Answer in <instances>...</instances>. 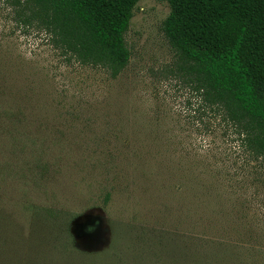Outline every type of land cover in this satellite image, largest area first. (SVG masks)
<instances>
[{
  "label": "rangeland",
  "instance_id": "374dc122",
  "mask_svg": "<svg viewBox=\"0 0 264 264\" xmlns=\"http://www.w3.org/2000/svg\"><path fill=\"white\" fill-rule=\"evenodd\" d=\"M169 12L164 0L137 2L130 59L112 75L0 0V264H65V253L72 264H264L261 185L230 123L180 68L162 31ZM200 184L221 196L201 206ZM212 241L239 246L227 259Z\"/></svg>",
  "mask_w": 264,
  "mask_h": 264
},
{
  "label": "trees",
  "instance_id": "16d2710c",
  "mask_svg": "<svg viewBox=\"0 0 264 264\" xmlns=\"http://www.w3.org/2000/svg\"><path fill=\"white\" fill-rule=\"evenodd\" d=\"M138 1L5 0L15 20L38 27L56 48L79 63L105 68L112 75H117L130 59L125 33ZM164 1L170 12L162 22V31L180 68L196 81L202 100L219 109L237 134L239 146L248 156L246 172L251 175V182L261 185L264 215V0ZM13 115L10 110L4 118L13 121ZM7 135L16 141L13 133ZM20 150L25 154L24 145ZM196 189L195 198L201 206H208V200L221 196L218 193L214 197L213 190L202 184ZM222 199L226 201L225 197ZM233 207L231 203L229 212ZM23 208L34 218L49 216L41 206ZM206 221L209 218H200V226L205 227ZM206 231L202 228L201 235H206ZM207 243L213 252L223 250L227 259L232 248L237 250L239 246L233 242ZM68 255L63 256L65 264H72L74 260ZM85 256L95 258L96 254L81 257ZM213 257L211 264L216 262Z\"/></svg>",
  "mask_w": 264,
  "mask_h": 264
}]
</instances>
